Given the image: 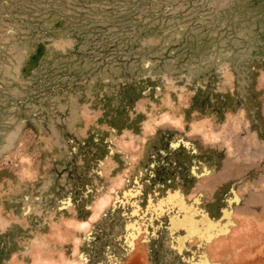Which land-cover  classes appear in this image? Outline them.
I'll return each mask as SVG.
<instances>
[{
    "label": "rangeland",
    "instance_id": "374dc122",
    "mask_svg": "<svg viewBox=\"0 0 264 264\" xmlns=\"http://www.w3.org/2000/svg\"><path fill=\"white\" fill-rule=\"evenodd\" d=\"M64 260L264 264V0H0V264Z\"/></svg>",
    "mask_w": 264,
    "mask_h": 264
},
{
    "label": "bare ground",
    "instance_id": "6f19581e",
    "mask_svg": "<svg viewBox=\"0 0 264 264\" xmlns=\"http://www.w3.org/2000/svg\"><path fill=\"white\" fill-rule=\"evenodd\" d=\"M170 103V102H169ZM169 106H171V104L169 105ZM168 113V112H167ZM173 114V113H172ZM170 113H168V114H166V117L167 116H169L170 117ZM166 117H163V118H161L160 120H164V118H166ZM172 117V116H171ZM170 117V118H171ZM175 117H178L176 114H175ZM173 118V117H172ZM174 120H176V118H173ZM152 120H153V118H152ZM169 121L171 120V119H168ZM179 121H180V118H179ZM153 123V122H152ZM207 127V130L205 131V133L204 134H206V132H208L207 134H206V136L208 135V134H212V137H211V139H213L215 136H213L215 133H213L214 131H213V129L212 128H210V125H209V128H208V125L206 126ZM153 128V127H152ZM216 135V134H215ZM205 136V138H207ZM209 136V135H208ZM217 137V136H216ZM208 139V138H207ZM218 140V139H217ZM132 141V140H131ZM211 141V140H210ZM132 143V142H131ZM125 144H127V143H125ZM133 144V143H132ZM132 144H129L128 143V145H126L127 147H129V145H131L132 146ZM109 200H110V196L109 195H105L104 197H102V198H100L99 200H98V202L96 203V205H95V207H94V211H93V214L91 215V217L89 218V221H79V222H77V225H76V230L77 231H80V232H85V231H87L89 228H90V225H91V222H93L94 220H96L97 218H98V216L100 215V213L102 212V210L108 205V202H109ZM75 241H77V238H75L74 239V242ZM68 262V260H64L63 262H61V263H59V264H68L67 263ZM36 264H52V263H48V262H37ZM72 264H82L81 262H72Z\"/></svg>",
    "mask_w": 264,
    "mask_h": 264
}]
</instances>
